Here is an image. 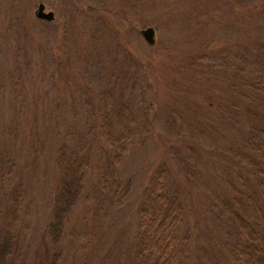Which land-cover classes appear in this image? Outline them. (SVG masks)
Returning <instances> with one entry per match:
<instances>
[{
    "label": "rangeland",
    "instance_id": "374dc122",
    "mask_svg": "<svg viewBox=\"0 0 264 264\" xmlns=\"http://www.w3.org/2000/svg\"><path fill=\"white\" fill-rule=\"evenodd\" d=\"M41 3L54 20L37 16ZM260 40L264 0H0L6 264H154L143 210L158 175L157 191L184 204L174 263L245 264L240 190L259 200L264 234ZM75 163L82 194L55 242Z\"/></svg>",
    "mask_w": 264,
    "mask_h": 264
},
{
    "label": "trees",
    "instance_id": "16d2710c",
    "mask_svg": "<svg viewBox=\"0 0 264 264\" xmlns=\"http://www.w3.org/2000/svg\"><path fill=\"white\" fill-rule=\"evenodd\" d=\"M256 59V65L260 67L257 72V81L252 84L264 82V40L259 41V46L254 50L252 57ZM256 106L252 104L251 107ZM127 118V117H126ZM123 119V117H122ZM127 124V119L125 122ZM127 133L129 126H123ZM84 171L81 164H73L67 171V176L57 196L52 215L49 233L55 242H59L65 222L79 200L84 183ZM161 176L155 181V190L150 193L147 205L143 210L148 226L152 227V248L157 249L154 264H175V255L171 248V242L175 239L179 226L182 223L184 204L177 196H169L161 190ZM235 222L241 234V241L236 247V255L245 264H264V234L260 225L262 209L257 197L249 191H239ZM169 231V237L165 232ZM164 236V237H163ZM11 239L5 238L0 244V264H6L11 254Z\"/></svg>",
    "mask_w": 264,
    "mask_h": 264
},
{
    "label": "water",
    "instance_id": "95a60500",
    "mask_svg": "<svg viewBox=\"0 0 264 264\" xmlns=\"http://www.w3.org/2000/svg\"><path fill=\"white\" fill-rule=\"evenodd\" d=\"M37 16L42 18V19H47L49 21L54 20V18H55V14L53 11H49V12L46 11V6L44 3H41L39 5V8L37 10ZM143 34L150 43H154V41H155V29L153 27H149L147 29H144Z\"/></svg>",
    "mask_w": 264,
    "mask_h": 264
}]
</instances>
